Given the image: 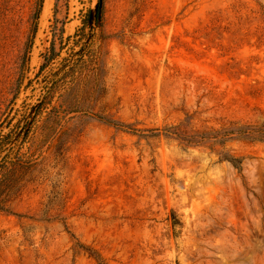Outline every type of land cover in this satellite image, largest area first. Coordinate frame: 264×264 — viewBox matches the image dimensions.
Segmentation results:
<instances>
[{
	"label": "rangeland",
	"instance_id": "1",
	"mask_svg": "<svg viewBox=\"0 0 264 264\" xmlns=\"http://www.w3.org/2000/svg\"><path fill=\"white\" fill-rule=\"evenodd\" d=\"M247 126L264 0H0V264H264Z\"/></svg>",
	"mask_w": 264,
	"mask_h": 264
},
{
	"label": "trees",
	"instance_id": "2",
	"mask_svg": "<svg viewBox=\"0 0 264 264\" xmlns=\"http://www.w3.org/2000/svg\"><path fill=\"white\" fill-rule=\"evenodd\" d=\"M103 7H104V3H103V1H101L98 5V8H97V13H96V20L97 21L99 20L100 16L103 13ZM88 21H89V19L85 20L84 24H87ZM57 55L58 54H57L56 48H54L52 55L49 56V60H53L55 58V56H57ZM231 134H236V135H241V136L244 135V136L253 137V138H264V128H256V127H249V126L238 128V129L237 128H231V129L225 131V133L223 134V137H226L227 135H231ZM189 137L190 138H182L183 141L187 145L197 143L196 140L192 139L193 136H189ZM235 165L240 167V162L237 161L235 163ZM8 175H9V173L7 170H5L4 172H3V170L0 171V189H1V186L3 185V183L6 181ZM0 209H5V205L3 204L2 200H0Z\"/></svg>",
	"mask_w": 264,
	"mask_h": 264
}]
</instances>
